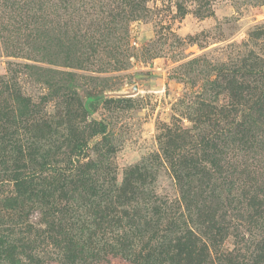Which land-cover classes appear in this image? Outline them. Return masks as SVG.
Wrapping results in <instances>:
<instances>
[{
	"label": "rangeland",
	"instance_id": "374dc122",
	"mask_svg": "<svg viewBox=\"0 0 264 264\" xmlns=\"http://www.w3.org/2000/svg\"><path fill=\"white\" fill-rule=\"evenodd\" d=\"M129 1L16 0L7 9L0 8V77L8 75L9 69L15 70L22 94L29 96L31 102L44 105L41 113L50 123L48 137L42 141L44 148H35L34 160L24 161L27 166L34 161L26 171L34 169L38 173L32 180L34 189L45 186L53 168H45L44 163L49 156L50 160H62L63 155L60 151L56 153L55 148L61 145L60 149H65V139H70L69 134L76 127L77 137L79 132L85 133L82 135L87 146L85 157L80 159L81 180L88 185L108 177L119 186L111 201L100 206L93 200L96 198L89 186L86 191L78 188L75 194L77 232L83 230L80 242L88 248L82 254L83 262L90 264H93L92 242L98 241L99 236L87 234L91 236L95 227L116 233L124 229L130 232L126 233L129 241L133 238L131 234H135L134 228L142 223L146 198L178 197L174 172L161 150L165 141L162 126L174 115L182 118V127L190 128L186 117L191 104L225 105L227 95L219 66L236 63L235 44L246 41L254 26H264V0H145V8L125 26L126 22L117 15L128 9ZM176 4L183 6L184 14L177 11ZM54 84L57 85L53 90L50 85ZM134 84L138 92L132 96L95 98L103 92H125ZM2 98L0 109L4 104ZM88 98H92L91 111L84 116L80 106ZM92 119L107 126L106 137L112 151L102 158L94 152V143L100 138L87 136ZM221 127L222 121L217 118L216 126L205 124L201 130L221 138ZM59 131L57 135L55 132ZM198 131H191L192 142ZM23 135L27 140L32 132ZM187 143L174 144V150L170 147L173 153L170 158L186 156ZM216 147H220L219 140ZM79 151L77 147V154ZM259 163V172L264 174V160ZM5 178L1 173L0 179ZM262 188L264 180L259 178L257 189L250 194L252 207L244 214L245 219L248 215L253 220L258 219L257 215L264 217ZM14 195L12 182L0 181V251L10 256L0 260V264H31L30 255L37 257L39 264H57L50 260L54 250L46 246L42 233L45 206L31 201L17 207L20 201L5 199ZM215 213V220L225 218L230 223L218 247L211 246L200 231L195 232L207 244L210 256L229 253L240 255L239 259L245 261L250 252L257 253L248 241L247 229L252 224L238 225L237 213L221 209ZM254 233L261 232L254 230ZM134 239V245L129 244V253L132 249L139 251L136 234ZM184 255L182 264H187L188 255ZM174 259L177 261L178 256ZM96 264L131 262L109 257Z\"/></svg>",
	"mask_w": 264,
	"mask_h": 264
},
{
	"label": "trees",
	"instance_id": "16d2710c",
	"mask_svg": "<svg viewBox=\"0 0 264 264\" xmlns=\"http://www.w3.org/2000/svg\"><path fill=\"white\" fill-rule=\"evenodd\" d=\"M11 1L16 0H0V8L12 6ZM144 1L130 0L128 9L120 11L117 16L122 22H126L125 26L145 8ZM176 9L180 14L185 12L181 4H176ZM259 41H262L260 45ZM256 46L259 47L256 49ZM235 49L238 56L236 63L219 66L223 89L227 95L226 104L220 107L204 105L202 102L191 104L186 117L191 123L190 128L182 127V118L174 115L169 123L162 126L161 136L165 141L161 150L163 158L169 162L174 172L178 197L172 200L158 195L145 199L142 223L134 228L140 240L135 244L140 246L138 252L132 249L129 253V244L135 243L134 233L131 234L133 238L128 241L127 234L130 232L124 229L116 233L95 227L91 236L87 234L94 237L98 233L99 236L98 241L92 242L93 264L106 261L109 257H121L131 264H182L183 252L188 255H184L187 264H264V231L260 229L264 228V217L257 215L258 219L253 220L248 215L244 218V214L251 210L250 194L257 189V180H264V174L259 172L261 168L258 169L259 161L264 160V26H254L248 32L247 40L237 42ZM23 66L28 67L25 64ZM15 75L16 71L9 69L8 75L0 77V96H4V104L0 109V174L6 177L0 181L10 180L15 192L13 197L5 199L20 201L19 205L16 204L17 207L31 201L45 206V230L42 233L46 246L54 250L50 260L57 264H90L83 262L82 254L88 248L80 242L83 230L77 232L79 220L77 221V204L74 203L75 194L78 188L86 191L89 186L96 198L93 200L100 206L111 201L119 186L108 177L94 180L88 185L87 182L84 183V179L81 180L79 175L83 173V166L80 159L85 157L84 147L87 146L82 135L85 133L81 131L77 137L76 127L75 132L69 134L70 139H65L66 148L60 149L61 145L55 148L56 153L60 151L63 155L62 160H50L49 156L44 163L45 168H53V172L46 177L45 186L34 189L32 180L38 173L34 169L26 172L34 165V161L31 166L24 165V161L34 160V150L44 148L42 141L48 137L50 123L41 113L44 105L35 104L29 96L22 94ZM56 85L50 86L54 90ZM68 88L72 90L71 85ZM58 90L59 88L56 92ZM91 104L92 100L88 98L80 106L84 116L91 111ZM217 118L222 121L221 138L201 130L205 124L216 126ZM196 129L199 130L198 137L192 142L194 134L191 131ZM87 130L88 137L100 138L94 143V152L99 158L112 151L106 137V124L92 119ZM26 131L32 132L27 140L23 137ZM55 133L58 135L60 131ZM218 140L220 147L217 148ZM183 141L189 142L186 156L170 158L173 154L170 147L174 150V144ZM77 147L80 148L79 154ZM12 158L16 160L12 161ZM85 164L87 168L89 164ZM216 209L237 213L238 225L252 224L251 229H247V234H250L248 241L257 253L252 255L253 252H250L245 261L239 259L240 255L229 253L210 256L207 244L195 232L200 231L211 246H219L230 223L225 218L215 220ZM190 218L195 219L190 221ZM254 230L261 233H254ZM12 247L14 248L13 245ZM4 253L0 251V260L10 257L8 253ZM171 256L173 260L178 256V260H171ZM29 258L31 264H39L37 257L30 255Z\"/></svg>",
	"mask_w": 264,
	"mask_h": 264
},
{
	"label": "water",
	"instance_id": "95a60500",
	"mask_svg": "<svg viewBox=\"0 0 264 264\" xmlns=\"http://www.w3.org/2000/svg\"><path fill=\"white\" fill-rule=\"evenodd\" d=\"M138 92V87L134 84L132 87L128 88L125 92H103L97 95L95 98L106 97V96H116V97H123V96H132ZM92 100V98H89ZM94 99V98H93Z\"/></svg>",
	"mask_w": 264,
	"mask_h": 264
}]
</instances>
